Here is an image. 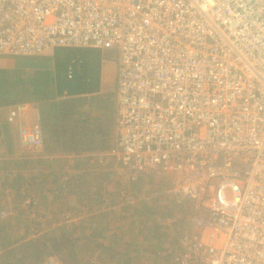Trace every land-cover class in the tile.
Wrapping results in <instances>:
<instances>
[{
    "label": "built area",
    "instance_id": "2783aa9c",
    "mask_svg": "<svg viewBox=\"0 0 264 264\" xmlns=\"http://www.w3.org/2000/svg\"><path fill=\"white\" fill-rule=\"evenodd\" d=\"M60 47L117 55V171L193 204L179 262L264 264V0H0V55Z\"/></svg>",
    "mask_w": 264,
    "mask_h": 264
},
{
    "label": "crops",
    "instance_id": "0c3cea01",
    "mask_svg": "<svg viewBox=\"0 0 264 264\" xmlns=\"http://www.w3.org/2000/svg\"><path fill=\"white\" fill-rule=\"evenodd\" d=\"M56 49L47 55L22 59L19 57L15 60L19 63L15 69L3 65L4 60L8 64L9 61L7 57L0 56V83L3 82L1 76L3 77L7 72H13V80L4 82H12L14 91L10 89L9 94L13 96L14 103L20 107L19 118L10 121L7 120L10 108L17 105L11 104V101L0 105V166L4 164L2 168L10 171L8 169L10 165L7 168V164H11L14 168L18 166L20 169L24 165L29 168L25 174L34 177L33 168L37 167V163L42 162L41 167L46 169L47 174L45 178L52 180L49 177L52 175L53 180L60 185L52 190L51 196L56 197L62 204L68 205L65 206L66 208H76L74 212L78 214L76 220L79 221L76 227L79 228L83 220L84 225L81 228L89 229L91 232L89 236L91 240H85L88 244L85 243L83 246L91 248V256L94 258L91 260L92 263H95L97 257L96 264H128V262L129 264H152V259L148 262L146 259L152 257L155 258V262L161 258L159 254H162L156 250V246H161L165 242L179 244L185 233L176 229L175 224L170 226L169 223L167 224L170 227L169 230L177 236L170 237L172 233L165 229L164 225L157 227L160 231L158 234V231L150 226V221L153 217L158 218L156 211H160L161 206L153 209L145 203L121 204L119 195L113 193L114 185H112V182L116 183L118 179L112 181L110 177L102 176L106 170L110 173V165L114 166L118 174L121 173L117 171L116 163L114 112L108 119L93 110L94 99L101 92L103 85L111 88V91L114 90L115 66L109 65L105 59L100 58V89L93 93V97L86 99L88 94L67 95L65 91L60 94L56 89L53 58ZM109 67L114 68L111 83L106 82L103 73L108 72ZM90 109L93 112H90ZM34 124L39 126L42 133L41 154L39 158H34L36 162L26 156V151L32 149L20 147L21 143L17 140L19 128L27 129ZM69 139L72 140V144ZM59 140H62L63 144H59ZM64 140H66L65 144ZM81 141L83 146L78 147L82 148H72ZM35 148L39 147L35 146ZM57 154L60 156L57 157ZM10 157H13V160L9 159ZM10 172L12 174L3 173L4 175L0 176V190H5L6 195L15 194L17 191L16 186H12L16 184L13 182H17V179L12 180L15 174L13 171ZM19 173H21L20 170L17 176ZM69 176L74 179H70ZM120 178L130 182L125 174H120ZM5 180L9 182L5 183ZM75 181L81 182L79 190L75 187L71 190L63 189L76 184ZM138 182L143 183L148 190L163 186V201L164 204L167 202L168 198L165 196L170 198L168 200L172 203L171 214L175 216L174 213H176V216H179L183 213V208L180 207L183 202H179L182 198L173 191L172 180L166 175L161 177L139 175L134 182H130L132 185H129V189L134 194H138L134 192L138 188L133 186ZM108 186L110 187L107 188ZM92 189L94 192H89ZM164 211L165 208H163ZM185 231L187 234L191 233L189 223Z\"/></svg>",
    "mask_w": 264,
    "mask_h": 264
},
{
    "label": "rangeland",
    "instance_id": "374dc122",
    "mask_svg": "<svg viewBox=\"0 0 264 264\" xmlns=\"http://www.w3.org/2000/svg\"><path fill=\"white\" fill-rule=\"evenodd\" d=\"M101 53L102 58L105 59L109 65H116L117 55L113 50H106ZM0 56L8 58L9 64L5 62V60L2 63L10 69H15L16 66L19 65V63L15 61L16 59L18 60L19 57L20 59L27 58L23 56ZM72 59H74V57ZM78 61H80V59ZM80 64H82L81 61ZM113 70L114 68L109 67V70H107L108 72H103L106 82L111 83L113 81ZM12 74L13 72H7L4 75L5 78L4 76H1V79L4 78L9 81L13 80ZM100 76L101 71L99 72V77ZM9 81L7 83H0V105H5L7 101H11V104H16L13 101V96L9 94L10 89L11 91H14V86L12 82ZM93 95L94 94H88L86 99L93 97ZM3 97H5V99ZM4 100L6 101L4 102ZM114 107V90L111 91V88H107L106 85H103L101 92L94 99L93 110L98 115L106 116L109 119L113 116ZM91 111L92 110L90 109V112ZM19 115L20 112L16 114V119L19 118ZM31 127L32 125L28 128ZM17 140L20 142L18 136ZM69 142L72 144V140L69 139ZM58 143L63 144L62 140H59ZM65 143L66 140H64V144ZM78 146H83V142L81 141V143L75 144V147L72 148H82ZM20 147L24 146L21 145ZM40 147L42 146H39L37 149L31 148L32 150L26 151V156L36 162L37 160L34 158H39V155L41 154ZM58 156L60 155L57 154V157ZM9 159L13 160V157H10ZM3 165L4 164L0 166V176L8 173L12 174L10 171H13L15 176L12 180L15 181L17 179V182H13L16 184H13L12 186H16L17 191L15 194L8 193L6 195V193H4L5 190H0V264H44L49 257L53 258L55 264H96L98 260L97 257L95 263L91 262V260L94 259L92 258L93 256H91V248L83 246V244L86 243L85 240H91L89 238L91 232H89V229L83 230L81 228L84 225L83 220L80 227H76L77 224H79V221L76 220L78 214L74 212L76 208H66L65 206L68 205L62 204V202L58 201L56 197L54 198L51 196L52 190L60 186L56 180H53L54 177H52L50 172L51 168L49 170V175L51 176L49 177L52 180H49L45 178L47 174L45 171L46 169H42L41 167L42 162L37 163V167L33 168L35 170L34 177H30V174H25L29 168L24 165H22L20 169L18 166L14 168L11 164H7V168L8 165H10L8 168L10 171H7L6 168H2ZM19 170L21 173L17 176ZM109 171L110 173L106 170L102 176H108L110 177V180L112 179V181L118 179V182H112V185H114L113 193L119 195L121 204L125 202H134V204L140 203V205L141 203H145L149 204V207L153 209L161 206V210L156 211L158 218L153 217L150 221L152 229L154 228L158 231L157 227L159 225H164L165 229L167 228V230L170 231V227L167 226V224L170 223V226L175 224L176 229L182 231L183 234H187L185 230L188 227V223L189 225L191 224L190 218L195 214L193 204L190 203L188 199H182L179 201L180 203L183 202L180 206L183 208V213L179 216H176V213H174L175 216H173L171 214L172 203L169 202V197L165 196L168 199L164 204L163 186L153 188V190H148L143 186V183L138 182L136 185H133L135 188H138L134 190V192L138 194H134L129 189V185H132L130 182H134L135 180H130V182H128L124 179L123 181V179L120 178V174L114 170V166L112 165H110ZM35 173H37V175H35ZM70 177L71 176H69V178ZM6 182H9V180H5V183ZM75 183L76 184H71L68 188L63 189L71 190L75 187L79 190L81 182L78 183V181H75ZM109 187L110 186L107 188ZM2 188L4 189L5 186ZM82 190L84 191V188H82ZM89 192H94V189ZM163 208H165L164 212ZM170 232L172 233V235L170 234V237L177 236H175L174 232ZM159 233L160 231H158V234ZM174 245L175 244L171 242H165L161 246H156V250L162 253L159 254L161 255V258L155 260L154 262L155 258L149 257L150 259H146L147 262L152 259V264H199L196 262L180 263L179 255H183L185 253L187 249L186 243L180 239L179 244Z\"/></svg>",
    "mask_w": 264,
    "mask_h": 264
},
{
    "label": "trees",
    "instance_id": "16d2710c",
    "mask_svg": "<svg viewBox=\"0 0 264 264\" xmlns=\"http://www.w3.org/2000/svg\"><path fill=\"white\" fill-rule=\"evenodd\" d=\"M101 55L99 50L91 48H57L53 58L58 93L65 91L67 95H76L98 92ZM76 59H80L82 64ZM68 70L72 71L70 77L67 76ZM4 78L3 82L6 81Z\"/></svg>",
    "mask_w": 264,
    "mask_h": 264
},
{
    "label": "clouds",
    "instance_id": "9594fccd",
    "mask_svg": "<svg viewBox=\"0 0 264 264\" xmlns=\"http://www.w3.org/2000/svg\"><path fill=\"white\" fill-rule=\"evenodd\" d=\"M19 57V56H18Z\"/></svg>",
    "mask_w": 264,
    "mask_h": 264
}]
</instances>
